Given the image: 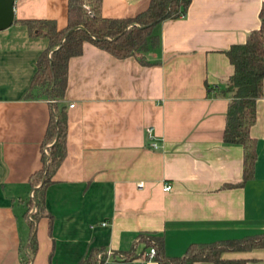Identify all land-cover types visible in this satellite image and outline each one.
I'll use <instances>...</instances> for the list:
<instances>
[{"label":"crops","instance_id":"0c3cea01","mask_svg":"<svg viewBox=\"0 0 264 264\" xmlns=\"http://www.w3.org/2000/svg\"><path fill=\"white\" fill-rule=\"evenodd\" d=\"M69 2L15 0V21L0 31V264H23L27 255L31 177L42 168L50 122L49 99L28 96L50 41L23 21L54 20L65 30ZM100 2L103 16L125 18L151 0ZM263 2L192 0L185 16L155 27L160 43L146 54L148 65L90 42L70 59L62 100L68 153L46 191L32 264H79L95 247L136 249L134 259L113 255L104 264H159L143 255L140 233L162 235L166 254L181 257L193 243L264 232V87L251 128V179L244 181V148L224 142V89L235 71L226 51L260 27ZM222 257L264 264V247Z\"/></svg>","mask_w":264,"mask_h":264},{"label":"trees","instance_id":"16d2710c","mask_svg":"<svg viewBox=\"0 0 264 264\" xmlns=\"http://www.w3.org/2000/svg\"><path fill=\"white\" fill-rule=\"evenodd\" d=\"M191 2L151 0L149 8L136 17L109 18L103 16L100 0H70L69 24L65 30H59L54 20L23 21L32 35H43L50 41L38 60L37 72L28 94L29 97L44 95L49 99L50 122L42 143V168L31 177L34 196L29 201L30 236L23 264H32L34 260L38 248L37 224L48 215L46 191L54 182L55 173L68 153V113L62 100L68 85L70 59L81 55L85 43L90 42L117 58L135 56L142 64H151L146 60V54L160 43L155 27L167 19L185 16ZM260 20V27L249 33L246 42L235 44L226 51L235 71L224 89L230 100L224 142L244 148V181L253 177L257 159L256 140L251 135V128L257 121V101L262 97L264 87V2ZM35 90H38L36 94ZM138 241L145 244L143 255L146 259H150L147 255L149 249H156L153 260L159 264H195L200 261L233 264V261L222 257L223 253L264 247V232L242 239L193 243L181 257L166 254L163 236L158 233H140ZM113 255L121 260L137 257L136 249L117 254L95 247L79 264H104Z\"/></svg>","mask_w":264,"mask_h":264},{"label":"water","instance_id":"95a60500","mask_svg":"<svg viewBox=\"0 0 264 264\" xmlns=\"http://www.w3.org/2000/svg\"><path fill=\"white\" fill-rule=\"evenodd\" d=\"M15 21V0H0V31L13 25Z\"/></svg>","mask_w":264,"mask_h":264},{"label":"built area","instance_id":"2783aa9c","mask_svg":"<svg viewBox=\"0 0 264 264\" xmlns=\"http://www.w3.org/2000/svg\"><path fill=\"white\" fill-rule=\"evenodd\" d=\"M71 107H74V104H72ZM152 131H153V129L150 128V129H149V136H150V137H152ZM152 147L155 148V149H157L159 146H158L157 143H153V144H152ZM139 186H140V187H143V186H144V182L139 183ZM172 188H173L172 185L169 184V183L165 184V186H164V190H165L166 192L171 191ZM33 196H34V194L32 193V194H31V197H33ZM155 255H156V249H155V248H151L150 251H149V257H150V259H153V257H154Z\"/></svg>","mask_w":264,"mask_h":264}]
</instances>
